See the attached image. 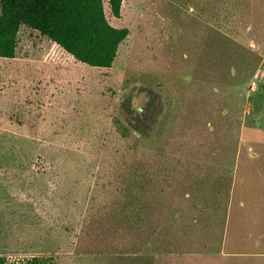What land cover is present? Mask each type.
I'll return each instance as SVG.
<instances>
[{
	"label": "rangeland",
	"instance_id": "rangeland-1",
	"mask_svg": "<svg viewBox=\"0 0 264 264\" xmlns=\"http://www.w3.org/2000/svg\"><path fill=\"white\" fill-rule=\"evenodd\" d=\"M109 21L110 69L26 27L0 58V258L264 264V0Z\"/></svg>",
	"mask_w": 264,
	"mask_h": 264
},
{
	"label": "trees",
	"instance_id": "trees-1",
	"mask_svg": "<svg viewBox=\"0 0 264 264\" xmlns=\"http://www.w3.org/2000/svg\"><path fill=\"white\" fill-rule=\"evenodd\" d=\"M126 0H1L0 58L15 59L20 29L26 27L57 45L76 62L113 67L129 30L109 21L122 18ZM260 92H257L259 98ZM0 264H9L0 258ZM26 264H54L34 257Z\"/></svg>",
	"mask_w": 264,
	"mask_h": 264
},
{
	"label": "built area",
	"instance_id": "built-area-1",
	"mask_svg": "<svg viewBox=\"0 0 264 264\" xmlns=\"http://www.w3.org/2000/svg\"><path fill=\"white\" fill-rule=\"evenodd\" d=\"M256 87H257V83H256V82H253V83H252V86H251V89H252V90H255Z\"/></svg>",
	"mask_w": 264,
	"mask_h": 264
},
{
	"label": "flooded vegetation",
	"instance_id": "flooded-vegetation-1",
	"mask_svg": "<svg viewBox=\"0 0 264 264\" xmlns=\"http://www.w3.org/2000/svg\"><path fill=\"white\" fill-rule=\"evenodd\" d=\"M261 90H263V89L260 87L257 92H260V94H261V92H262Z\"/></svg>",
	"mask_w": 264,
	"mask_h": 264
}]
</instances>
